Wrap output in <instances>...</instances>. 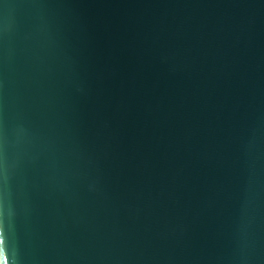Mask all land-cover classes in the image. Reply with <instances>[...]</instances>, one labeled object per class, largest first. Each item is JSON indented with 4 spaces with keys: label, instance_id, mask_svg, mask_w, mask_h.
I'll list each match as a JSON object with an SVG mask.
<instances>
[{
    "label": "water",
    "instance_id": "water-1",
    "mask_svg": "<svg viewBox=\"0 0 264 264\" xmlns=\"http://www.w3.org/2000/svg\"><path fill=\"white\" fill-rule=\"evenodd\" d=\"M0 264H264V0H0Z\"/></svg>",
    "mask_w": 264,
    "mask_h": 264
}]
</instances>
